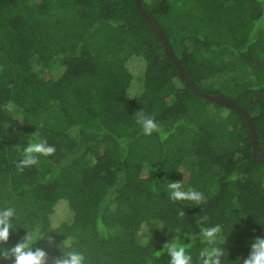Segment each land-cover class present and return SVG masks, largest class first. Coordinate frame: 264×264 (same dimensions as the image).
I'll use <instances>...</instances> for the list:
<instances>
[{
    "label": "trees",
    "instance_id": "trees-1",
    "mask_svg": "<svg viewBox=\"0 0 264 264\" xmlns=\"http://www.w3.org/2000/svg\"><path fill=\"white\" fill-rule=\"evenodd\" d=\"M141 2L195 84L249 113L264 150V0ZM139 9L136 0H0V209L18 215L0 248L39 226L31 247L49 263L71 237L87 264H169L156 253L173 239L192 243L185 234H198L205 215V227L222 226V264H243L264 238V159L245 117L191 88ZM55 101L68 126L42 134L23 119ZM141 109L166 140L143 134ZM39 139L55 154L19 172ZM175 181L205 203L172 201ZM153 223L156 238L143 232ZM205 247L197 236L193 264Z\"/></svg>",
    "mask_w": 264,
    "mask_h": 264
},
{
    "label": "clouds",
    "instance_id": "clouds-1",
    "mask_svg": "<svg viewBox=\"0 0 264 264\" xmlns=\"http://www.w3.org/2000/svg\"><path fill=\"white\" fill-rule=\"evenodd\" d=\"M131 98V97H130ZM7 108L8 105H5ZM136 123L141 126L145 136H151L154 132L160 134L161 140L167 139L162 127L155 121V118L146 115L143 110H139L134 115ZM56 152L54 146L49 145L46 139H39L36 142H30L23 149L22 158L16 164L19 172L23 173L26 168H31L40 163V157H50ZM170 199L176 201H190L194 205L199 206L205 203L203 193L189 188L184 190V181L169 182L167 184ZM178 216L183 218L185 212L180 210ZM208 216L199 217L196 220L199 225V233H187L186 238L192 243H179L173 239L171 242H166L161 251H158L157 256L164 252L170 257L169 264H193L192 256L187 249L195 243L199 236L201 243H206L210 247H205L199 252L201 264H222L224 249L218 244L225 242L222 226L215 224L214 226L205 227L204 224L208 221ZM18 220L17 210L14 207L8 206L0 209V244H6L10 238V230L14 228L13 221ZM179 232V229H177ZM44 235L41 234L39 226L27 230L26 235L22 240L9 249L0 248V258L3 260H11L12 264H49L48 253L41 249H32V245ZM51 242V238H49ZM74 242L71 237H66L57 247L62 249V254L51 260V264H87L86 256L83 252L77 250L73 246ZM243 264H264V238L257 237L251 244V251L246 259H243Z\"/></svg>",
    "mask_w": 264,
    "mask_h": 264
},
{
    "label": "rangeland",
    "instance_id": "rangeland-1",
    "mask_svg": "<svg viewBox=\"0 0 264 264\" xmlns=\"http://www.w3.org/2000/svg\"><path fill=\"white\" fill-rule=\"evenodd\" d=\"M174 9H178L181 7V4L184 3H193V0H183V1H175L174 0ZM137 82L134 83V87L132 91H135L137 88ZM23 119L32 125H34L42 134L47 132L53 127H66L69 125V120L64 116V114L60 111L57 102H49L43 107H37L35 109H29ZM1 189V188H0ZM59 207V206H58ZM57 207V208H58ZM124 231L123 227L113 226L111 228L110 233L121 232ZM159 226L156 224H152L151 226H147L143 232H145L149 237H158L159 236ZM51 264V263H49Z\"/></svg>",
    "mask_w": 264,
    "mask_h": 264
},
{
    "label": "water",
    "instance_id": "water-1",
    "mask_svg": "<svg viewBox=\"0 0 264 264\" xmlns=\"http://www.w3.org/2000/svg\"><path fill=\"white\" fill-rule=\"evenodd\" d=\"M136 2L140 8L139 10L141 11V13L145 17V19L149 22V24L151 25L153 30L158 34V36L161 39L166 51L174 59L177 67H179L180 71L182 72L184 78L186 79L188 84L191 86V88L195 92L206 97V99L222 102L224 104H227L229 106L234 107L238 112H240L245 117L247 126L250 130V133H251V138L253 140L254 152H255V154L259 155L262 159H264V150L261 148L259 141H258V138H256V129H255L253 120H252L251 116L249 115V113L241 105L237 104L236 102L231 100L229 97H226L222 94H217V93L216 94L208 93V92H206V90L202 89L197 84H195V81L190 77V75L186 71L185 67L182 66V64L179 62V60L176 58V56L172 52L171 48L169 47L167 37L164 34V32L162 31V29L159 27V25L156 23V21L152 18V16L145 11V8L143 7L141 0H136Z\"/></svg>",
    "mask_w": 264,
    "mask_h": 264
}]
</instances>
